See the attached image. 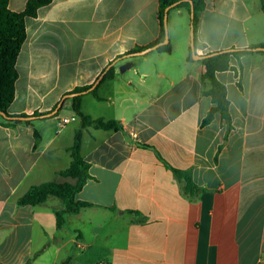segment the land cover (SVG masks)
I'll return each mask as SVG.
<instances>
[{
	"label": "crops",
	"instance_id": "crops-1",
	"mask_svg": "<svg viewBox=\"0 0 264 264\" xmlns=\"http://www.w3.org/2000/svg\"><path fill=\"white\" fill-rule=\"evenodd\" d=\"M26 2L8 0V9ZM202 2L196 55L264 44L259 0ZM157 12L158 0H53L25 17L7 113L32 118L0 119V264H264V54L230 57L215 73L230 129L217 113L203 124L212 103L200 60L187 61V11L167 14L169 53L131 52L158 39ZM109 68L111 80L81 93V111L122 128L82 129L90 178L75 202L89 206L57 228L58 199L16 201L31 186L67 180L57 173L71 162L79 118L62 98ZM64 118L73 121L61 126ZM171 168L189 171L197 190L185 192Z\"/></svg>",
	"mask_w": 264,
	"mask_h": 264
},
{
	"label": "trees",
	"instance_id": "trees-1",
	"mask_svg": "<svg viewBox=\"0 0 264 264\" xmlns=\"http://www.w3.org/2000/svg\"><path fill=\"white\" fill-rule=\"evenodd\" d=\"M53 0H27L22 12H12L8 9V0H0V119L3 124L19 122L17 119H11L7 113V108L14 98V84L17 79L15 62L19 50L25 40V17H34L38 8L49 4ZM193 4V17L190 18V27L192 40L195 43V25L197 21V13L203 8L202 0H158L157 17L161 26V32L156 41L146 47H137L131 52L143 51L153 45L163 41L165 30L163 27V15L167 10V14L171 10L184 8L187 13L190 12V4ZM260 8L264 10V0H259ZM257 48H264V44L251 45L246 48L233 49L232 51H218L210 56H205L200 60L204 68L201 75L202 93L208 96L212 106L203 119V124L209 123L214 114H219L225 123L227 131L230 129V119L228 114V101L226 99L225 87L215 78V73L229 69V58L239 59L241 56L252 55L254 53L264 54V51H256ZM171 50L169 43L158 46L157 52L169 53ZM187 61H192L191 53L187 56ZM113 78V70L109 68L104 72L102 80H111ZM91 86H84L74 89L72 93L76 94L70 99L73 112L79 118V128L75 131L73 144L70 148L71 162L69 166L57 173L59 177L67 179L64 182H44L31 186L16 203L19 206H37L44 203L49 197L60 200L63 208L55 213V225L60 228L64 224L65 216L75 214L81 208L89 206L84 202H75V195L81 190L82 186L90 178L88 173L89 165L80 154L81 132L84 128H93L104 131L121 130V125L116 121H103L101 119H92L81 111V93L87 91ZM95 89L91 91L94 95ZM68 95V94H66ZM50 114V113H48ZM44 117V115H33ZM18 117H27L24 115ZM29 123V120L25 121ZM36 135V133H35ZM174 176L184 182V189L187 193H193L197 188L193 185L190 172L181 171L171 168ZM70 180V181H69ZM139 217V222H143L144 218L138 212L130 211ZM30 260L25 264H30Z\"/></svg>",
	"mask_w": 264,
	"mask_h": 264
},
{
	"label": "water",
	"instance_id": "water-1",
	"mask_svg": "<svg viewBox=\"0 0 264 264\" xmlns=\"http://www.w3.org/2000/svg\"><path fill=\"white\" fill-rule=\"evenodd\" d=\"M189 4H190V12H189V16H190V18H192V17H193V13H194V10H193V4H192L191 2H189ZM167 10H168V9H166V10L164 11V15H163V27H164V30H165V27H166V21H167ZM166 43H167V38H166V34H165V37H164V39H163L162 42H160V43H158V44H156V45H153L152 47H149V48H147V49H145V50L139 52L138 54H143V53H145V52H147V51L154 50V49H156L158 46L164 45V44H166ZM190 47H191V58H192L193 60H201V59L204 58L205 56H210V55L214 54V53H210V54L203 55V56L196 55V54L194 53V48H193V47H194V42H193V40H192V33H191V43H190ZM232 50H233V49H230V50H227V51H232ZM255 50H256V51H264V48H257V49H255ZM130 67H131V64H130V63H125V64L121 67V70H122V71H125L126 69H128V68H130ZM104 72H105V71H103V72L99 75V77L95 80V82L93 83V85H92L88 90H92V89L98 84V82L100 81V79L103 77ZM75 95H76V94H68V95H64L63 98H62V100H63L64 98H72V97H74ZM61 104H62V101L59 102V103L57 104V107L55 108V110L53 111V113L57 112V110H58V108L61 106ZM31 118H32V117H11V119H17V120H23V121L29 120V119H31Z\"/></svg>",
	"mask_w": 264,
	"mask_h": 264
},
{
	"label": "rangeland",
	"instance_id": "rangeland-1",
	"mask_svg": "<svg viewBox=\"0 0 264 264\" xmlns=\"http://www.w3.org/2000/svg\"><path fill=\"white\" fill-rule=\"evenodd\" d=\"M186 19V18H185ZM165 34H166V38H167V40H168V37H167V21H166V27H165ZM77 123H73L72 125H76ZM57 199V198H56ZM60 201V200H59ZM62 204V203H61ZM48 217V216H47ZM46 221H47V226H48V228H50V226H51V221H50V219H49V217L48 218H46ZM51 229V228H50Z\"/></svg>",
	"mask_w": 264,
	"mask_h": 264
},
{
	"label": "built area",
	"instance_id": "built-area-1",
	"mask_svg": "<svg viewBox=\"0 0 264 264\" xmlns=\"http://www.w3.org/2000/svg\"><path fill=\"white\" fill-rule=\"evenodd\" d=\"M71 121H73V118L72 119H67V118L61 119L60 125L64 126V125H66L67 123H69Z\"/></svg>",
	"mask_w": 264,
	"mask_h": 264
}]
</instances>
